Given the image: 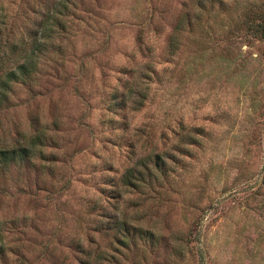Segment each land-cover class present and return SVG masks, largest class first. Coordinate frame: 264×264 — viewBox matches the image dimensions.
Masks as SVG:
<instances>
[{
    "label": "rangeland",
    "instance_id": "obj_1",
    "mask_svg": "<svg viewBox=\"0 0 264 264\" xmlns=\"http://www.w3.org/2000/svg\"><path fill=\"white\" fill-rule=\"evenodd\" d=\"M263 28L264 0H0V264H264Z\"/></svg>",
    "mask_w": 264,
    "mask_h": 264
},
{
    "label": "trees",
    "instance_id": "obj_2",
    "mask_svg": "<svg viewBox=\"0 0 264 264\" xmlns=\"http://www.w3.org/2000/svg\"><path fill=\"white\" fill-rule=\"evenodd\" d=\"M264 29V28H263ZM262 35H264V30L261 31ZM23 66V65H22ZM22 66H20V69H23L22 72L24 73L25 71H27L28 69H26L24 66L22 68ZM15 155V152L12 153H1V159L2 161H8L10 159L13 158V156ZM154 158H156V160L153 161V167L155 169H159L160 171L162 170V167L165 165L163 162L160 163V159L158 157V155H156ZM132 171L129 170L127 172L126 175H124L122 178V184L124 186H128V187H136V181L137 179V175L141 178L144 177V173H147L149 176L152 175V172L150 169H148V166L145 165L144 166V170L143 171H137V172H132L134 174L131 173ZM136 174V175H135Z\"/></svg>",
    "mask_w": 264,
    "mask_h": 264
}]
</instances>
